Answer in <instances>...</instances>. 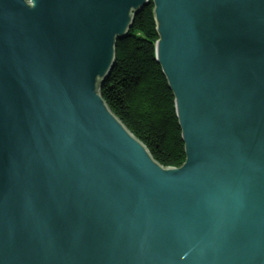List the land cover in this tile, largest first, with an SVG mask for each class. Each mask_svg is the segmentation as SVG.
Returning a JSON list of instances; mask_svg holds the SVG:
<instances>
[{
	"label": "water",
	"instance_id": "water-1",
	"mask_svg": "<svg viewBox=\"0 0 264 264\" xmlns=\"http://www.w3.org/2000/svg\"><path fill=\"white\" fill-rule=\"evenodd\" d=\"M149 4L181 168L99 94ZM0 264H264V0H0Z\"/></svg>",
	"mask_w": 264,
	"mask_h": 264
},
{
	"label": "trees",
	"instance_id": "trees-1",
	"mask_svg": "<svg viewBox=\"0 0 264 264\" xmlns=\"http://www.w3.org/2000/svg\"><path fill=\"white\" fill-rule=\"evenodd\" d=\"M154 6L149 4L134 19L128 35L116 48L113 70L102 88L111 111L163 167L185 162L175 97L155 59L158 41Z\"/></svg>",
	"mask_w": 264,
	"mask_h": 264
},
{
	"label": "bare ground",
	"instance_id": "bare-ground-1",
	"mask_svg": "<svg viewBox=\"0 0 264 264\" xmlns=\"http://www.w3.org/2000/svg\"><path fill=\"white\" fill-rule=\"evenodd\" d=\"M118 43V42H117ZM156 45V44H155ZM116 48H117V45H116ZM155 49H156V47H155ZM155 58H156V50H155ZM115 64V63H114ZM114 67V66H113ZM112 70H113V68H112ZM112 70H111V72H112ZM111 72H110V74H111ZM110 74H109V76H110ZM164 74V73H163ZM108 76V77H109ZM165 76V75H164ZM108 77L104 80V82H103V84H102V86L100 87V90H99V94H100V96H101V98L103 99V97H102V88H103V86H104V84H105V82L107 81V79H108ZM172 91V90H171ZM173 95H174V93H173ZM104 100V99H103ZM105 101V100H104ZM106 103V102H105ZM108 106V105H107ZM176 106V105H175ZM110 109V108H109ZM111 110V109H110ZM113 113V112H112ZM114 114V113H113ZM115 115V114H114ZM116 116V115H115ZM116 118L123 124V122L116 116ZM177 120H178V118H177ZM178 124H179V120H178ZM124 125V124H123ZM125 126V125H124ZM127 128V127H126ZM179 128H180V126H179ZM128 129V128H127ZM129 130V129H128ZM180 130H181V128H180ZM130 131V130H129ZM181 140H182V142H183V137H182V130H181ZM183 144H184V142H183ZM149 151V150H148ZM184 151H185V144H184ZM150 153V152H149ZM151 154V153H150ZM152 156V155H151ZM185 162H186V153H185ZM185 162H184V164H185ZM158 163V162H157ZM183 164V165H184ZM182 165V166H183ZM181 166V167H182ZM181 167H179V168H181Z\"/></svg>",
	"mask_w": 264,
	"mask_h": 264
}]
</instances>
